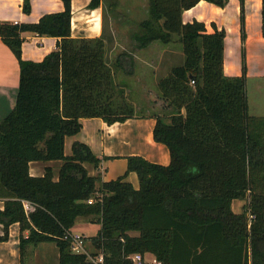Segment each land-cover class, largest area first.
<instances>
[{
  "label": "trees",
  "instance_id": "1",
  "mask_svg": "<svg viewBox=\"0 0 264 264\" xmlns=\"http://www.w3.org/2000/svg\"><path fill=\"white\" fill-rule=\"evenodd\" d=\"M199 1L149 0L148 17L133 34L140 48L171 43L177 34L184 52L158 82L163 107L175 113L155 116L154 139L168 146L171 161L129 156L126 174H138L139 188L126 174L109 181L91 175L85 163L98 167L102 159L85 142L75 141L65 154V138L81 131L82 118L112 124L135 116L114 75V67L133 72L132 55L121 53L112 66L104 36L73 37L71 0L38 22L0 21V37L20 64L16 105L0 122V241L18 222L21 264L26 246L46 241L58 246L60 264H89V255L99 253L104 264H134L129 256L137 252L165 264H264V117L249 113L245 60L241 75L224 72L225 29L214 23L208 32L202 21H183V11ZM207 1L224 7L229 0ZM119 2L88 6L116 12ZM23 9L31 11L30 0ZM27 31L59 37L57 49L41 61L24 59ZM38 160H62L59 178L52 167L32 175L30 162ZM236 199L248 200L241 213L233 210ZM80 217L101 223L89 238L96 253L72 250Z\"/></svg>",
  "mask_w": 264,
  "mask_h": 264
},
{
  "label": "crops",
  "instance_id": "2",
  "mask_svg": "<svg viewBox=\"0 0 264 264\" xmlns=\"http://www.w3.org/2000/svg\"><path fill=\"white\" fill-rule=\"evenodd\" d=\"M30 1L31 11L27 13L23 9L24 0H0V21L19 24L33 23L38 22L44 14L65 9L63 0ZM90 1L71 0L72 36L75 38L104 36L107 42L106 57L112 66L121 53H130L134 62L133 72L129 74L122 68L114 67L115 78L117 75H122L124 78H139L140 75L146 74L145 76L150 79L137 80L143 83L140 85L144 91V97L149 96L156 102L155 104L145 103L148 104L147 109L155 105L154 108L161 107V110L153 113L151 109L144 110L145 104L139 107L130 98L132 91L125 85L123 87L126 89V95L135 106V116L112 124L107 123L101 117L82 118L81 131L65 138V154H72L75 141L88 144L95 155L102 160L98 167L91 163H85V166L91 175H98L104 181L126 174L129 156H141L149 161L167 165L171 161L170 150L166 144L154 139L155 116L163 114L161 106L163 100H159L156 93L160 92L159 79L165 76L173 65L184 61L183 48L180 44L177 51L173 50L172 44L175 36L173 42L168 44L155 40L143 48L136 45L133 34L138 22L148 17L149 0H120L117 11L111 12L109 20H107V14L104 13L103 5L89 8ZM182 19L185 23L194 20L202 21L206 24L208 32L214 31V23L219 29H225V74L241 75L243 60H245L247 84L251 79H264V0H245L244 38L240 0H229L224 7L207 0H200L194 7L183 11ZM22 36L24 37L22 57L34 61L43 60L47 54L57 49L58 40H60L59 37L41 36L29 31L23 32ZM19 81V60L0 37V122L16 105ZM62 164V160L31 161L30 173L34 176H43L46 168L52 167L54 178L57 180ZM124 180L130 182L135 188H139V177L135 171L127 173ZM4 207L5 201L0 198V209ZM100 229L101 223L80 217L71 230L75 234L86 236L87 252L96 253L98 250L89 238L96 236ZM2 234L3 225L0 223V235ZM20 234L19 223L11 224L9 239L0 241V264H21ZM25 234L27 236L28 231ZM130 234L138 235L139 232L131 231ZM26 247L23 256L24 264H60V251L55 242L46 241L38 245L29 244ZM26 254H29L30 260H27Z\"/></svg>",
  "mask_w": 264,
  "mask_h": 264
},
{
  "label": "rangeland",
  "instance_id": "3",
  "mask_svg": "<svg viewBox=\"0 0 264 264\" xmlns=\"http://www.w3.org/2000/svg\"><path fill=\"white\" fill-rule=\"evenodd\" d=\"M120 7H122V6L120 5ZM106 14H107V20H109V16L111 15V11L109 9H107ZM181 46H182V44H181ZM179 47H180L179 37L177 36V34H175V40L172 44V48H173V50L177 51ZM145 75H140L139 78H124L122 75L116 76L117 84H119V86H122V87L125 85L127 87H129V89L132 91L130 93V98L133 99V101H135L139 105V107L142 104H145L148 102H151L153 104L156 103L155 100H152L149 96L144 97L145 94L143 93L144 91L140 85V84L143 85V83L142 82L139 83L137 80V79H139V81L140 80L146 81L147 79H150L148 76H145ZM124 90L126 92L125 88H124ZM247 93H248V98H249V113L252 116V118L264 117V79H261V80L251 79V80H249L248 84H247ZM148 95H150V94L148 93ZM156 95H157L156 97H158V99L160 100L161 99L160 92L156 93ZM161 104H162L161 106L163 108V111H162L163 114L169 116L170 113L175 112L173 110L167 111V109H165L163 107V103H161ZM145 105H146L144 108L145 111L151 109L150 111L155 113V112H159V110H161V107H156L157 109L154 108L155 105L153 106V108L147 109L148 104H145ZM260 190L262 191V189H260ZM247 203H248L247 199H237V200L233 201V204H232L233 210L236 213H241L245 210ZM26 250H27V247H26ZM26 255H27V260H30L29 254H26ZM147 257L150 258V257H152V255L147 253Z\"/></svg>",
  "mask_w": 264,
  "mask_h": 264
},
{
  "label": "built area",
  "instance_id": "4",
  "mask_svg": "<svg viewBox=\"0 0 264 264\" xmlns=\"http://www.w3.org/2000/svg\"><path fill=\"white\" fill-rule=\"evenodd\" d=\"M72 250L76 253H88L86 250L85 236H83L82 234L74 233L72 239ZM129 258L133 261L134 264H165L153 255L152 257L148 258L147 255L142 254L140 252L131 254ZM89 259L91 260V263L104 264V256L102 253H100L97 258H94L89 255Z\"/></svg>",
  "mask_w": 264,
  "mask_h": 264
}]
</instances>
